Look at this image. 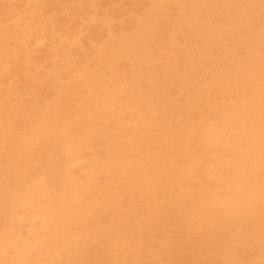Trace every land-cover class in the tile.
I'll use <instances>...</instances> for the list:
<instances>
[{
    "label": "bare ground",
    "instance_id": "bare-ground-1",
    "mask_svg": "<svg viewBox=\"0 0 264 264\" xmlns=\"http://www.w3.org/2000/svg\"><path fill=\"white\" fill-rule=\"evenodd\" d=\"M0 264H264V0H0Z\"/></svg>",
    "mask_w": 264,
    "mask_h": 264
},
{
    "label": "rangeland",
    "instance_id": "rangeland-1",
    "mask_svg": "<svg viewBox=\"0 0 264 264\" xmlns=\"http://www.w3.org/2000/svg\"><path fill=\"white\" fill-rule=\"evenodd\" d=\"M102 19H104V14L101 15L100 17H98V20H97V21H100V20H102Z\"/></svg>",
    "mask_w": 264,
    "mask_h": 264
}]
</instances>
